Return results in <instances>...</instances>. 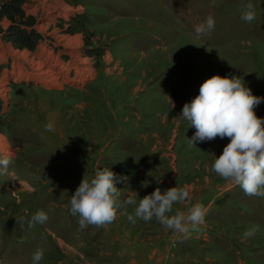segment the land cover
I'll return each mask as SVG.
<instances>
[{
	"label": "rangeland",
	"instance_id": "rangeland-1",
	"mask_svg": "<svg viewBox=\"0 0 264 264\" xmlns=\"http://www.w3.org/2000/svg\"><path fill=\"white\" fill-rule=\"evenodd\" d=\"M26 13L34 51L0 38V156L11 157L0 173V264H33L37 249L39 264H264V196L211 171L230 138L193 146L196 129L180 116L216 74L264 97V0H31ZM209 15L214 29L197 38ZM254 111L264 117V101ZM97 167L127 177L116 184L121 207L81 229L70 196ZM174 186L189 197L169 215L205 209L187 238L155 217L128 219L133 192ZM37 210L48 219L29 227Z\"/></svg>",
	"mask_w": 264,
	"mask_h": 264
},
{
	"label": "clouds",
	"instance_id": "clouds-1",
	"mask_svg": "<svg viewBox=\"0 0 264 264\" xmlns=\"http://www.w3.org/2000/svg\"><path fill=\"white\" fill-rule=\"evenodd\" d=\"M255 15L253 5L249 3L242 11L241 19L250 22ZM214 27L215 19L209 15L195 26V36L209 34ZM262 101L264 97L254 95L243 78L216 74L199 86L198 94L183 104L180 113L196 129L192 137L187 138L191 145L216 137L230 138L219 156L212 154L211 171L238 185L247 195L264 196V117H258L254 111ZM44 127L52 130L53 124L46 123ZM10 163V156H0V173H6ZM126 180V176H118L109 167H97L90 179L83 177L70 196L69 206V212L79 217L81 229L115 220L121 207L120 189L116 184ZM133 193L136 198L130 196L123 202L136 205L134 214H128L132 222L136 218L149 221L155 217L165 228L184 233L185 238L190 235L189 224L195 227L205 222V209L200 203L191 205L187 213L177 210L169 215L174 203L185 202L189 197V191L184 187L174 186L164 191L156 188L142 198ZM47 219L44 210H37L28 218V226L43 224ZM252 234V231L246 233ZM42 259L43 250L37 249L32 254L33 264H39Z\"/></svg>",
	"mask_w": 264,
	"mask_h": 264
},
{
	"label": "trees",
	"instance_id": "trees-1",
	"mask_svg": "<svg viewBox=\"0 0 264 264\" xmlns=\"http://www.w3.org/2000/svg\"><path fill=\"white\" fill-rule=\"evenodd\" d=\"M30 2L31 0H0V38L18 51H34L40 40L35 28V18L26 13ZM4 22L5 25H2ZM69 33L74 34L72 31ZM1 69L0 66V72Z\"/></svg>",
	"mask_w": 264,
	"mask_h": 264
},
{
	"label": "bare ground",
	"instance_id": "bare-ground-1",
	"mask_svg": "<svg viewBox=\"0 0 264 264\" xmlns=\"http://www.w3.org/2000/svg\"><path fill=\"white\" fill-rule=\"evenodd\" d=\"M81 64H82V63H81ZM40 66H41V69H40L41 74L48 75L50 78L53 77V76H55V75H53L52 71L49 70V68L45 67L44 62L40 63ZM58 76H59V75H58ZM54 78H55V77H54ZM53 80H54V79H53Z\"/></svg>",
	"mask_w": 264,
	"mask_h": 264
}]
</instances>
